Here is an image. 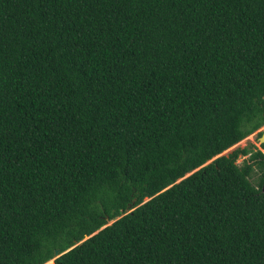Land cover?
<instances>
[{"label": "trees", "instance_id": "trees-1", "mask_svg": "<svg viewBox=\"0 0 264 264\" xmlns=\"http://www.w3.org/2000/svg\"><path fill=\"white\" fill-rule=\"evenodd\" d=\"M263 126L264 0H0V264H264Z\"/></svg>", "mask_w": 264, "mask_h": 264}, {"label": "snow or ice", "instance_id": "snow-or-ice-1", "mask_svg": "<svg viewBox=\"0 0 264 264\" xmlns=\"http://www.w3.org/2000/svg\"><path fill=\"white\" fill-rule=\"evenodd\" d=\"M203 174V173H202ZM189 176H192V179H195V175L189 173ZM253 190L258 194L259 198L264 199V172H261L257 177L253 179ZM129 209L132 210V206H129ZM134 214V212H133ZM109 223L111 225H116V221L109 219ZM104 227H109V225H105ZM97 232L102 233V229H97ZM95 237L96 240L100 239V236L96 233H92V236L85 235L84 240L75 239L71 242V248L67 245L61 247L60 245H55L52 249V253L50 256L43 257V264H62L60 261V257L64 256L67 258L68 253H72L75 255L76 252L80 251V246L84 243V241H88L89 243H94L95 241L92 239Z\"/></svg>", "mask_w": 264, "mask_h": 264}, {"label": "rangeland", "instance_id": "rangeland-1", "mask_svg": "<svg viewBox=\"0 0 264 264\" xmlns=\"http://www.w3.org/2000/svg\"><path fill=\"white\" fill-rule=\"evenodd\" d=\"M261 130H264V126L261 128ZM261 143L259 141V136H258V131L254 132L253 134L249 135L248 137L244 138L242 141H240L239 143H237L236 145H234L232 148H230L229 150L223 152L222 154L228 153L230 152L232 149L237 148V147H245V146H249L251 148H256V147H260ZM246 156H240L237 160V163H242L243 159Z\"/></svg>", "mask_w": 264, "mask_h": 264}, {"label": "water", "instance_id": "water-1", "mask_svg": "<svg viewBox=\"0 0 264 264\" xmlns=\"http://www.w3.org/2000/svg\"><path fill=\"white\" fill-rule=\"evenodd\" d=\"M259 141H260L261 144L264 143V130H263L262 135L259 137Z\"/></svg>", "mask_w": 264, "mask_h": 264}]
</instances>
